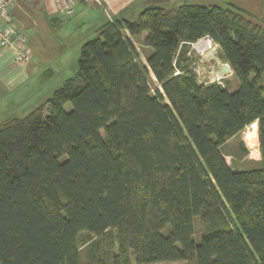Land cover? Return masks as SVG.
Wrapping results in <instances>:
<instances>
[{"label":"trees","instance_id":"trees-1","mask_svg":"<svg viewBox=\"0 0 264 264\" xmlns=\"http://www.w3.org/2000/svg\"><path fill=\"white\" fill-rule=\"evenodd\" d=\"M144 31L146 65L127 35ZM204 36L235 90L190 68L185 47ZM263 73L264 26L236 8L103 22L73 75L0 122V264H264ZM256 124L261 167L232 169L222 146ZM196 217L208 223L198 242ZM109 229L115 249L101 241ZM81 231L94 239L86 263Z\"/></svg>","mask_w":264,"mask_h":264},{"label":"crops","instance_id":"crops-1","mask_svg":"<svg viewBox=\"0 0 264 264\" xmlns=\"http://www.w3.org/2000/svg\"><path fill=\"white\" fill-rule=\"evenodd\" d=\"M140 1L98 0V3H94L91 0H75L73 13L65 14L56 8L55 0H14L10 19L13 24L21 25L26 30V43L31 58L27 62H16L13 48L0 47V97H12L17 103L19 99L22 100L20 102H26L25 91L21 90V84L26 82L32 90L29 97L34 94L26 102L29 107L47 99L53 90L69 77L67 74L71 68L74 65L76 67L74 63L78 59L82 43L89 37L87 33L95 32L107 20L126 18L132 6ZM72 16L74 18L71 19L70 25L79 28L76 31L71 30L73 34L67 36L62 33L61 28L65 24L64 18ZM86 29L88 31L82 35L81 32ZM70 46L74 47L72 51ZM6 100L10 104V99ZM256 153L259 156V150ZM229 166L234 169L230 164Z\"/></svg>","mask_w":264,"mask_h":264},{"label":"rangeland","instance_id":"rangeland-1","mask_svg":"<svg viewBox=\"0 0 264 264\" xmlns=\"http://www.w3.org/2000/svg\"><path fill=\"white\" fill-rule=\"evenodd\" d=\"M183 3L199 4V5L214 4L221 7L236 8L241 12H243L244 14L248 15L254 21L259 22L264 26V0H141L140 2L132 6V8L130 9V14L126 18L128 20L136 19L138 13L147 7L157 6V7L168 8ZM73 18L74 16L69 18H64L65 24L62 26L61 30L62 33H66L67 36H71L70 33H72V31H76L79 28L78 26L73 27L72 25H70L72 23L71 19ZM87 31H88L87 29L83 30V32H81L82 35H84ZM146 33L147 31H144L138 36H131L127 33L130 41L133 43V46L136 50L138 61L144 65H146V56L150 51V49L147 46L143 45L142 43ZM87 34H89L87 40L95 36V32L93 31H90ZM76 36L77 35H75V37ZM70 49L72 51L74 47L70 46ZM185 50L187 52V55L191 59L189 66L194 70L197 80L200 83L207 84L211 82H217L224 85L229 91H233L238 87L237 79L232 75V71L229 65L221 58L217 45L214 44L210 40V38L204 36L198 39L197 41L191 43L189 46L185 47ZM74 64H77V61H75ZM75 69L76 67L74 65L71 68V71L67 74V76L73 75ZM25 83L21 84L22 85L21 90L25 91L26 99L24 101L27 102V100H30L34 94H32L29 97V94L32 90ZM261 84L264 87V73L261 75ZM0 96L2 95L0 94ZM6 99L8 100L10 99V104L7 103L8 101ZM18 101L19 103H17L16 99L12 97L10 98L0 97V122H3L13 117H22L35 107V106L29 107L30 105L28 103L20 102L22 101L21 99H19ZM41 102L43 101H39L37 105H39ZM64 107L66 109H69L70 104L66 103ZM255 130L257 131V141H258L257 147L254 144V137H253V132ZM100 133L104 135L102 130L100 131ZM221 149L225 155V159L227 163L233 166L234 169L260 168L261 167L260 156H258V154L256 153L257 152L256 150L257 149L259 150L258 124H256V127L254 128H248L247 126L245 129L240 131L235 137L229 140V142H227L224 146H222ZM246 156L248 157L245 158ZM207 224H208L207 222H204L203 220H200L197 217L195 218L194 220L195 233L193 235V238L196 242H198L199 240L201 231L207 228ZM92 240H94L93 236H91L87 231H81L78 235V247L80 249V258L82 263H86L88 260V251L90 247L89 245ZM101 241H103L105 247L107 246L112 249H115L116 247L115 230L113 229L107 230L103 234ZM183 262L184 261H178L174 263L160 262L154 264H176V263L178 264Z\"/></svg>","mask_w":264,"mask_h":264},{"label":"built area","instance_id":"built-area-1","mask_svg":"<svg viewBox=\"0 0 264 264\" xmlns=\"http://www.w3.org/2000/svg\"><path fill=\"white\" fill-rule=\"evenodd\" d=\"M98 3V0H91ZM14 0H0V47L13 48L16 62H27L31 53L27 47V32L21 25L13 24L10 19V9ZM56 8L65 13L72 14L75 0H55Z\"/></svg>","mask_w":264,"mask_h":264}]
</instances>
